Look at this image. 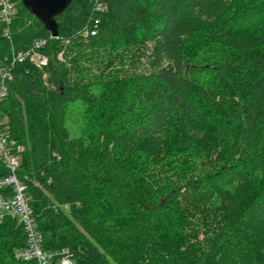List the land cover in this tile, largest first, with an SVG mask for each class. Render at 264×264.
Here are the masks:
<instances>
[{
	"label": "trees",
	"instance_id": "trees-1",
	"mask_svg": "<svg viewBox=\"0 0 264 264\" xmlns=\"http://www.w3.org/2000/svg\"><path fill=\"white\" fill-rule=\"evenodd\" d=\"M11 1L10 62L50 36ZM56 21L49 65L16 63L0 107L44 249L75 264H264V0H72ZM25 245L0 223V264H37L14 258Z\"/></svg>",
	"mask_w": 264,
	"mask_h": 264
},
{
	"label": "built area",
	"instance_id": "built-area-1",
	"mask_svg": "<svg viewBox=\"0 0 264 264\" xmlns=\"http://www.w3.org/2000/svg\"><path fill=\"white\" fill-rule=\"evenodd\" d=\"M97 9L103 10L102 5H97ZM14 13L15 7L11 0H0V22L9 24ZM98 25L99 20L95 19L93 29H89L85 34L95 35ZM51 39H60V36L54 37L50 34L49 37L35 39L28 49L12 52L11 62L8 61V57L0 60V107L9 93V84L14 78V65L29 62L44 69L50 63L44 48ZM1 115L0 109V166H5L7 173L0 176V223L8 218L14 219L26 234V245L15 250L14 258L21 263L75 264L69 248L47 251L43 247V235L37 228L35 212L26 184L28 177L25 176L23 179L19 175L23 146L10 137L5 128L6 122Z\"/></svg>",
	"mask_w": 264,
	"mask_h": 264
},
{
	"label": "water",
	"instance_id": "water-1",
	"mask_svg": "<svg viewBox=\"0 0 264 264\" xmlns=\"http://www.w3.org/2000/svg\"><path fill=\"white\" fill-rule=\"evenodd\" d=\"M30 12L40 20L54 37L59 36L56 17L71 4L72 0H22Z\"/></svg>",
	"mask_w": 264,
	"mask_h": 264
},
{
	"label": "rangeland",
	"instance_id": "rangeland-1",
	"mask_svg": "<svg viewBox=\"0 0 264 264\" xmlns=\"http://www.w3.org/2000/svg\"><path fill=\"white\" fill-rule=\"evenodd\" d=\"M60 55H61V53L58 55V59L63 61L64 60L63 56H60ZM62 55H63V53H62ZM107 71H109V69ZM104 72H105V70H104ZM48 76L49 75L47 73L44 74V77L46 79L48 78ZM81 105H82L81 103L77 104L78 109H75L72 112V114L74 115L73 116V120L70 119V121H69L70 130L72 132V135H74V136L81 135L84 132V129H85V126H86L85 117H84V115L82 113L83 111L81 109H79L81 107ZM75 116H77V119H75ZM197 134H199V132ZM173 139H174V141H176L175 138H173ZM167 141H168V138L163 139L164 144H166ZM259 237H260V240H262L264 242V234L262 233Z\"/></svg>",
	"mask_w": 264,
	"mask_h": 264
}]
</instances>
